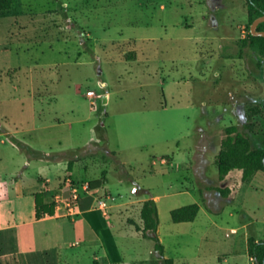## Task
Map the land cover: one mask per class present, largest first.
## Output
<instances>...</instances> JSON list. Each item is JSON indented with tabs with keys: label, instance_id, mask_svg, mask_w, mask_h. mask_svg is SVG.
<instances>
[{
	"label": "rangeland",
	"instance_id": "obj_1",
	"mask_svg": "<svg viewBox=\"0 0 264 264\" xmlns=\"http://www.w3.org/2000/svg\"><path fill=\"white\" fill-rule=\"evenodd\" d=\"M244 3L13 0L0 11L3 166L26 168L31 152L22 141L49 152L74 148L67 156L98 165L90 178L105 169L113 195L128 199L140 187L148 192L141 197L158 198L170 257L249 264L245 234L264 239V174L243 183L234 172L224 184L216 165L228 126L259 130L264 120V58L250 47L241 51ZM34 125L44 129L29 133ZM168 157L173 162L164 164ZM221 185L235 190L230 202L215 193ZM194 201L201 206L196 223H173L170 209ZM128 207L104 219L116 226L121 255L160 264L154 242L138 235L139 208ZM243 216L247 229H240Z\"/></svg>",
	"mask_w": 264,
	"mask_h": 264
},
{
	"label": "crops",
	"instance_id": "obj_2",
	"mask_svg": "<svg viewBox=\"0 0 264 264\" xmlns=\"http://www.w3.org/2000/svg\"><path fill=\"white\" fill-rule=\"evenodd\" d=\"M0 125V129H3V123ZM43 129L34 125L28 132L35 133ZM4 134L14 136L8 130H5ZM2 142L4 141L2 140ZM21 143L34 152L28 156V160L24 161L26 162L25 169L17 167L14 169L15 173L7 169L3 166L4 157L0 152V264H138V261L133 263L121 255L119 235L114 230L116 226L105 222L104 219H111L115 214H122V208L125 206H129L128 208L131 210L135 207L139 208L141 218L142 204L150 198H153L157 203L159 212L157 233L165 247V256L173 259L174 264H187L183 257L178 259L170 257L166 251L167 247L161 236L160 210L156 196H138L135 193L136 188L133 190L134 195L131 198L115 196L104 187L107 182V174L103 178V173H106L105 169H102L101 177L90 178L89 175L94 173L93 168L96 172L98 165H91L93 167L91 169L87 159L80 158L77 154L72 159L67 156L71 150L77 151L74 148L49 152V150L37 149V145L23 141ZM36 152L42 153L44 157L36 156ZM69 161L73 162L71 170L68 169ZM208 161L205 158L201 164V169L204 172L208 168ZM172 162L173 159L170 157L163 158L164 164ZM98 179H103V184L99 188H92L90 182ZM226 182L227 180H224V184ZM219 188L229 187L221 185ZM74 189L79 191L80 197L75 202L73 211L70 213L63 206L57 207L56 198H69ZM229 189L231 193L227 197L217 189H215V193L222 200L230 202L235 190L231 187ZM209 190L211 189L204 191V199H208ZM102 193H106L105 196ZM37 194L40 195L38 198ZM98 200L107 202V216L98 208ZM41 204H45L46 212L38 217L37 205L39 207ZM172 210L173 208L170 209V212ZM42 211L44 208L40 207L39 213L41 214ZM110 215L112 216L110 217ZM196 220L190 223L175 224H187L190 225L187 227H192ZM130 221L135 223L134 220ZM138 226L143 228L142 220ZM250 226L251 222L245 217L240 229H247ZM177 227L179 226L169 225V229L172 230ZM232 230H236L238 233L237 228H232ZM203 234L206 235L207 230ZM138 235L143 237L140 231H138ZM225 236L231 237L229 233H226ZM251 237L248 233L245 234L246 253L247 242ZM252 238L262 240L259 237ZM248 258L249 264H252V258L249 255ZM220 260L226 262L227 258H220ZM209 263L206 259L205 264Z\"/></svg>",
	"mask_w": 264,
	"mask_h": 264
},
{
	"label": "trees",
	"instance_id": "obj_3",
	"mask_svg": "<svg viewBox=\"0 0 264 264\" xmlns=\"http://www.w3.org/2000/svg\"><path fill=\"white\" fill-rule=\"evenodd\" d=\"M244 6L248 16L247 35L242 40L241 51L245 47H250L256 50L262 58H264V37L253 36L250 32V26L253 21L261 16H264V0H244ZM13 6V0H0V11H9ZM258 30L264 31V23L258 26ZM129 56L128 59H134ZM264 113V105L262 106ZM23 150L29 149L34 153L31 148L20 144ZM44 157L40 152H36V156ZM112 157L114 154L110 152ZM106 156L104 157V160ZM218 168L219 179L226 180L234 172L241 173V181L248 182L257 173L264 174V120L260 123L259 130L253 126L247 125L246 131H241L237 125L228 126L225 130V137L222 140L221 149L218 153L216 160ZM73 162L69 161L68 169L71 170ZM106 173H103V178ZM103 179H98L90 182L92 188H99L103 184ZM217 190L225 197L229 196L231 190L229 188H217ZM136 195L148 193L140 187L136 188ZM40 195H36L38 198ZM44 208V211L39 213V209ZM45 204L37 205V216L40 217L44 214ZM200 212V205L197 203L186 205L180 208L173 209L170 212L171 220L174 223H190L194 222ZM141 220L143 228L137 226V230L142 232L144 238L151 240L155 244V252L158 254L157 260L160 264H174V260L165 256V247L160 241L158 236L159 226V212L157 203L153 198L143 202L141 209ZM247 253L252 258V264H264V239L256 240L249 238L247 242Z\"/></svg>",
	"mask_w": 264,
	"mask_h": 264
},
{
	"label": "built area",
	"instance_id": "obj_4",
	"mask_svg": "<svg viewBox=\"0 0 264 264\" xmlns=\"http://www.w3.org/2000/svg\"><path fill=\"white\" fill-rule=\"evenodd\" d=\"M94 92L93 91H88L87 92V96L90 98H94ZM94 105V104H93ZM80 197V193L78 190H73L72 194L69 198H61V197H57L56 198V202H57V207H65L70 213L73 211L74 209V204L75 202L79 199ZM97 206L99 209H101L103 211V214L105 216L108 215L107 213V202L105 200H98L97 201ZM231 233H236V230H232Z\"/></svg>",
	"mask_w": 264,
	"mask_h": 264
},
{
	"label": "water",
	"instance_id": "obj_5",
	"mask_svg": "<svg viewBox=\"0 0 264 264\" xmlns=\"http://www.w3.org/2000/svg\"><path fill=\"white\" fill-rule=\"evenodd\" d=\"M264 23V16H261L253 21V23L250 26V32L253 36H260L264 37V31L258 30V26ZM107 100V97H105V101Z\"/></svg>",
	"mask_w": 264,
	"mask_h": 264
}]
</instances>
